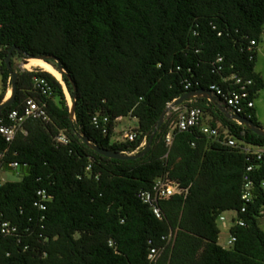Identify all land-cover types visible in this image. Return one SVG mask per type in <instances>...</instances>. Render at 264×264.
<instances>
[{
	"label": "trees",
	"instance_id": "16d2710c",
	"mask_svg": "<svg viewBox=\"0 0 264 264\" xmlns=\"http://www.w3.org/2000/svg\"><path fill=\"white\" fill-rule=\"evenodd\" d=\"M263 25L264 0H0V103L22 53L54 57L64 70L61 81L41 69L18 73L14 102L0 112L9 125L7 115L33 99L48 116L26 120L25 133L9 143L0 135L2 172L16 162L22 173L20 181H0V217L17 227L14 235L0 233V264H148L150 248L160 251L156 264H264V137L218 105L194 98L175 107L201 109L217 138L172 129L170 110L135 160L101 156L78 136L105 150L140 152L168 104L225 86L233 75L252 81L254 102L264 89L254 69ZM12 47L20 52H12L8 68ZM35 78L47 84L45 95ZM73 87L70 120L66 93L72 102ZM239 116L263 128L255 107ZM122 117L137 127L112 141ZM161 178L182 193L158 203L157 219L137 194ZM38 191L48 197L44 210L33 205ZM230 212L222 244L218 221Z\"/></svg>",
	"mask_w": 264,
	"mask_h": 264
},
{
	"label": "built area",
	"instance_id": "2783aa9c",
	"mask_svg": "<svg viewBox=\"0 0 264 264\" xmlns=\"http://www.w3.org/2000/svg\"><path fill=\"white\" fill-rule=\"evenodd\" d=\"M252 46L254 42L250 43ZM218 62H221V58L218 59ZM36 87L45 95L49 88L43 79L35 78ZM231 82H226L225 86L221 85H211L209 87L210 93L219 101V105L223 106L229 114L234 116H239L246 109H252L254 107V102L250 100L249 88L252 85V81L249 79H244L240 76L233 75L230 79ZM189 85H185V89H188ZM169 105V104H168ZM167 105V106H168ZM175 112V119L173 123V128L180 132L191 130L197 128L202 134L213 139L218 137L217 129H213L206 124L204 125L202 121L203 112L199 108H173L171 109ZM40 119L47 121L48 116L46 112V105L43 102H38L33 99H28L23 108L20 111H12L7 115V120L9 125L4 124L0 120V135L4 140L9 143L11 142L17 132L25 133L22 130L23 123L28 119ZM106 121V119H104ZM94 124H96V119H93ZM124 137L128 140H133L135 138L134 134H125ZM56 141L61 144H66L67 139L64 135H59L56 137ZM166 142H170V134L166 136ZM145 145V140L140 144V147ZM228 146H234L232 140L227 141ZM247 151V149L245 148ZM255 153H260V151H255ZM259 158V154H258ZM10 171L17 172L19 170V165L16 162H12L8 165ZM251 167L247 168V171H250ZM0 172L2 168L0 167ZM245 180L247 178L245 177ZM1 181V180H0ZM1 185V182H0ZM247 186V184L245 185ZM261 189L264 194V182L261 184ZM182 193V190L179 186L169 181L167 178H161L155 181L151 190H142L137 194V198L144 204H148L152 208V212L157 219L161 218V212L158 208V203L162 200H166L175 194ZM37 199L34 202V206L39 210L45 209V202L48 200V197L44 191H38L36 193ZM249 195L244 193L241 197L242 200L248 201ZM225 218L220 217V221L224 222ZM242 223H239L241 225ZM17 232V227L10 224L9 222L2 220L0 217V233L2 235H14ZM171 234L166 238L163 237L162 240H166L168 243L170 241ZM160 256V251L155 248H150L147 255L148 264H156Z\"/></svg>",
	"mask_w": 264,
	"mask_h": 264
},
{
	"label": "water",
	"instance_id": "95a60500",
	"mask_svg": "<svg viewBox=\"0 0 264 264\" xmlns=\"http://www.w3.org/2000/svg\"><path fill=\"white\" fill-rule=\"evenodd\" d=\"M13 51H17L20 52L16 47H12L10 48L6 59H5V64L8 68H10V59H11V54ZM22 56L24 57L22 59V65H25L27 60L32 59V58H36V59H40L43 62H45L46 64H49L47 61L48 60H52L56 63V66H53L51 64H49L53 69H55L57 72H59L61 79L62 76L64 75V70L62 69L60 63L58 62L57 59H55L54 57H27L24 53H22ZM22 68L19 67L14 71H11V88H10V92H9V96L7 98H5L1 103H0V112L10 106L15 99V95H16V79H17V74L22 72ZM73 86V84H72ZM73 101L70 103L69 105V118L70 120H73L74 118V108H75V92H76V88L73 87ZM194 98H203L206 99L210 102H212L215 105H218V109L225 115V117L227 119L233 120L235 122H237L240 125H243L244 127H246L248 130H250L252 133L264 137V128H259L256 127L251 121L247 120L246 118L240 117V116H234L228 113V111L219 105V101L212 96V94L210 93V91H205V90H198L196 92H190V93H185L182 96H180L179 98H177L176 100H174L172 103H170L166 109L162 112L158 124L155 127V129L153 130V133L149 139L148 142L145 143V146L143 148V150H141L140 152H134V153H118V152H113L110 150H105L102 148L97 147L96 145L92 144L88 138H86L84 135L82 134H78L79 138L82 140V142L89 147L91 150H93L94 152H96L97 154L104 156L106 158H110V159H116V160H135V159H139L141 157H143L149 150L150 148V143H151V139L153 134L156 132L157 128L162 124L164 117L167 115V113L177 107L178 105L182 104L184 101L186 100H192Z\"/></svg>",
	"mask_w": 264,
	"mask_h": 264
},
{
	"label": "rangeland",
	"instance_id": "374dc122",
	"mask_svg": "<svg viewBox=\"0 0 264 264\" xmlns=\"http://www.w3.org/2000/svg\"><path fill=\"white\" fill-rule=\"evenodd\" d=\"M264 30V25H263ZM21 67L22 70H34V69H41L39 67H31L26 68L25 66H22V60L16 59L14 61V70ZM255 71L258 72L264 79V33L262 36V42L259 44L257 48L256 53V60H255ZM43 70V69H41ZM44 71V70H43ZM11 88V87H10ZM10 88L8 89L5 98H7V95L10 92ZM4 98V99H5ZM66 99L68 104L70 105V97L66 93ZM255 105V111L257 115V119L261 126L264 128V89L261 90L257 96V98L254 100ZM137 120L131 117H122L116 121L114 132L112 135V141H122V135L132 129H135L137 127ZM207 125V124H206ZM22 179V173L20 171L18 172H12V171H3L0 174V180L2 182H17ZM233 216V213H226L225 214V220L224 222L218 221V227L220 228V242L222 244H225V242L228 240V227L231 223V218Z\"/></svg>",
	"mask_w": 264,
	"mask_h": 264
},
{
	"label": "bare ground",
	"instance_id": "6f19581e",
	"mask_svg": "<svg viewBox=\"0 0 264 264\" xmlns=\"http://www.w3.org/2000/svg\"><path fill=\"white\" fill-rule=\"evenodd\" d=\"M25 65H26V68L39 67V68L43 69L45 72L52 74L57 80L61 81V76H60L59 72H57L49 64H46L45 62H43L40 59H36V58L29 59V60H27ZM25 65H22V66H25ZM8 96H9V94L7 95V97Z\"/></svg>",
	"mask_w": 264,
	"mask_h": 264
},
{
	"label": "clouds",
	"instance_id": "9594fccd",
	"mask_svg": "<svg viewBox=\"0 0 264 264\" xmlns=\"http://www.w3.org/2000/svg\"><path fill=\"white\" fill-rule=\"evenodd\" d=\"M176 100V99H175ZM221 106V105H220ZM223 107V106H222Z\"/></svg>",
	"mask_w": 264,
	"mask_h": 264
},
{
	"label": "crops",
	"instance_id": "0c3cea01",
	"mask_svg": "<svg viewBox=\"0 0 264 264\" xmlns=\"http://www.w3.org/2000/svg\"><path fill=\"white\" fill-rule=\"evenodd\" d=\"M254 107H255V105H254Z\"/></svg>",
	"mask_w": 264,
	"mask_h": 264
}]
</instances>
